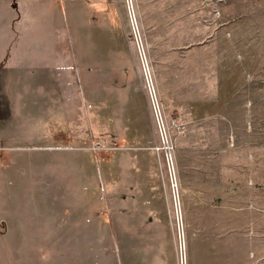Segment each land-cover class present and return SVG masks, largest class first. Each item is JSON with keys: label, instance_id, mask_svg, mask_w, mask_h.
I'll return each instance as SVG.
<instances>
[{"label": "rangeland", "instance_id": "rangeland-1", "mask_svg": "<svg viewBox=\"0 0 264 264\" xmlns=\"http://www.w3.org/2000/svg\"><path fill=\"white\" fill-rule=\"evenodd\" d=\"M34 1L21 7L20 22H6L5 46H17L23 58L31 57L33 66L23 74L29 78L37 73L39 81L31 110L22 96V128L12 134L15 141L32 149L47 142L87 145L91 151L106 146L95 127L74 125L69 130L66 125L63 132L55 124L61 120L59 109L48 103L41 79L46 70L37 67L49 60L45 50L65 52L72 73L83 78L85 100H112V117L104 121L110 127L109 145L148 146L160 154L165 212L154 228L159 245L147 244L144 231L137 228L128 232L129 245L112 243L124 231L107 228L111 219L103 199L100 210L96 206L99 219H94V200L85 199L87 192L82 191L103 189L95 156L75 149L50 151L53 190L66 192L72 209L66 222L102 224L96 233L104 242L95 252L94 246L78 243L82 231L77 228L34 229V208L18 205L27 199L13 196L12 164L0 173L3 259L14 264L13 242L29 239L38 245L16 247L24 264H264V0ZM13 3L7 6V17L13 18L14 10L19 14ZM12 81V71L6 69L0 107L9 112ZM82 98V107L85 103L90 108ZM46 112L50 120L53 116V133ZM13 153L23 174L15 179L17 189L29 190L31 182L45 188V150L31 152L37 180L29 172L35 170L29 166L30 152L12 151L11 163ZM126 157L120 158L125 166ZM61 200H53L55 210ZM46 237L72 239L46 246Z\"/></svg>", "mask_w": 264, "mask_h": 264}, {"label": "crops", "instance_id": "crops-1", "mask_svg": "<svg viewBox=\"0 0 264 264\" xmlns=\"http://www.w3.org/2000/svg\"><path fill=\"white\" fill-rule=\"evenodd\" d=\"M13 1V5L18 6L19 14L14 10V14L12 15L13 18H11L7 17L6 13L7 6L11 4V0H0V85H5V70L10 69L12 71V97L14 103L11 106L13 108L12 112H9L8 109H3L0 107V144L3 147V150L0 152V173L5 172L8 166H11L12 164L14 165L13 175L15 188L13 190V196L19 199H27V202L24 203L20 201L18 205L29 204L30 207L34 208V211H31L30 217L31 219H34V229H60L62 231H69L70 229L77 228L78 230L82 231V235L80 234V236H78L76 239L78 243L85 246H94L96 252V247L101 246L104 242L102 237H98L96 231L99 228L101 229L103 225L98 222L97 224L95 222L93 224L66 222V217L68 216L70 210H72L69 206V200L66 199L67 194L66 192H54L53 182L55 176L53 175L51 169H49L50 171L48 170V165H53L55 162L54 160H50V158H52V153H50V151L53 152L56 150L75 149L83 152H89L95 156L97 161L96 163L101 166L99 181L104 185L101 191L98 188H94L92 191H86V187L85 190H82L87 192V194L84 195L85 199L89 198L94 200L93 208L91 209L90 214L93 213L95 217L94 219L97 218L96 215L99 213L103 199L106 205L107 213L110 215L111 219L106 223L107 228L114 231H124L123 233H120L116 239L111 238L112 243L118 246L129 245L131 237L130 233L128 232L129 230L137 228L144 231L142 240L147 242V244L155 246L159 245L161 241L158 235H156L154 232V228H156V226L159 224L157 221L158 217L165 212L164 206L160 200L162 188L165 182V179H163L160 173L162 164H160V154L155 149H152L148 146H132L131 148L119 149L109 145V142L107 141L109 136L107 134V130L110 127H108L107 123L104 121L105 119L112 117V100L110 99L107 101V99L94 98H91L89 101L85 100L84 92L86 93L87 90L82 88L84 86V84H82L84 83L83 78L80 74L76 73L75 75L72 73V70L69 68V57L65 56V52L55 53L53 49H50V51H48V49L45 50L42 52V54L44 53L47 57H49V60L47 59L46 65L39 64L37 67V71L39 68L46 70L47 76L41 77V79L43 80L42 84H44L46 88L45 97L48 103L50 106L55 104L59 109L58 113L61 120H56L55 124H58L57 127L60 126L62 130H64L63 132H65L66 125L68 126L69 130L74 128V125L78 126L79 129L86 128V124H88L91 128L95 127L97 131H99L101 139L104 140L106 146L103 148H94V151H91V148L87 145L67 146L66 144H63L60 146L54 142H47L46 146L32 149L22 146L21 143L15 141L16 137L12 136V134L20 132L22 128V96H25L26 102L29 103L28 108L31 110V103L36 101L37 86L39 85L37 73H35V75L30 73V75H28L29 78L25 77L27 74H23L24 70L32 68L33 66L31 57L28 56L23 58L22 51L17 46H14L12 49H7L5 46V38L7 36L6 22L12 21V19L13 21L20 19L18 20L20 22L21 7L23 5H32L36 1ZM19 36L20 34L18 37ZM54 64H56V68ZM54 69H57L58 71L54 73ZM55 74L57 76H54ZM58 74L60 76H58ZM78 90H80V93ZM88 97L91 96L89 95ZM81 98L84 101L89 102L90 108H88L87 104L85 103L83 105L84 107H82ZM31 112L32 111H29L30 118L33 117ZM46 113L47 114L45 115V118L47 126L52 130L53 133V116L50 120L48 112ZM65 118L69 119V122H66ZM71 118L77 119V122H75V120H72L71 122ZM84 119H88V121H85ZM91 119H100V122L94 124L93 120ZM49 125L52 127L50 128ZM37 149L43 151L45 150L47 155L45 161L41 163V165L46 166L44 184L45 188H38L31 182L29 190H22L21 188L17 189L18 182L15 179H18V177L23 174L21 165L19 164L18 166V164L15 162L16 153H13L14 163H11L12 151L16 152V150H26L30 152L29 166L35 168V170L32 173V169L30 168L29 172H31V177L34 180H37L38 171L36 166L38 165L36 162H32L31 154L33 150ZM126 156L129 158V164L125 166V164H123L125 162H121L120 158ZM78 164L81 166L83 163L78 161ZM98 169H100V167H98ZM85 182L86 181L83 183ZM2 185L4 187L6 186L5 178L3 179ZM55 198L62 199V205L57 210H55L53 206V200ZM96 206H99V210L96 209ZM80 213L81 212L77 210V215ZM17 215L18 214L16 212L15 218L19 222V215ZM39 219L44 220L39 221ZM123 219L124 221H120ZM18 222V226L16 225V227L21 229V224ZM133 224H136V226ZM160 225H162V223ZM86 230H89V233H87ZM71 239L72 238L62 237L57 238L55 241L53 237H46L43 239L44 241H42V243H44L46 246L55 244L63 245L66 243V240ZM0 242H2L1 239ZM105 243H107L106 239ZM1 245L3 244L0 243V246ZM22 245L33 246L38 245V243L37 241H32L29 239H20L19 242L14 241V264H24L22 262V250L16 249L17 246ZM3 258L4 255L0 254V264H9V262L5 261ZM94 261V264H98L96 260ZM33 262L34 261L30 260V264H34Z\"/></svg>", "mask_w": 264, "mask_h": 264}, {"label": "built area", "instance_id": "built-area-1", "mask_svg": "<svg viewBox=\"0 0 264 264\" xmlns=\"http://www.w3.org/2000/svg\"><path fill=\"white\" fill-rule=\"evenodd\" d=\"M154 110H155V109H154ZM155 113H156V112H155ZM156 118H157V122H158V124H159L160 130H161V133H162L161 118H160V116H158L157 114H156ZM162 139H163V134H162Z\"/></svg>", "mask_w": 264, "mask_h": 264}, {"label": "bare ground", "instance_id": "bare-ground-1", "mask_svg": "<svg viewBox=\"0 0 264 264\" xmlns=\"http://www.w3.org/2000/svg\"><path fill=\"white\" fill-rule=\"evenodd\" d=\"M150 91L153 94V88H152V86H150ZM152 97H153V100H154V96H152ZM154 102H155V100H154ZM181 251H182V243H181Z\"/></svg>", "mask_w": 264, "mask_h": 264}]
</instances>
